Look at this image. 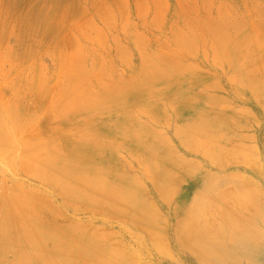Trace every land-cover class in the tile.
I'll use <instances>...</instances> for the list:
<instances>
[{
  "label": "rangeland",
  "instance_id": "1",
  "mask_svg": "<svg viewBox=\"0 0 264 264\" xmlns=\"http://www.w3.org/2000/svg\"><path fill=\"white\" fill-rule=\"evenodd\" d=\"M237 189L264 208V0H0V264H197L179 220Z\"/></svg>",
  "mask_w": 264,
  "mask_h": 264
},
{
  "label": "bare ground",
  "instance_id": "2",
  "mask_svg": "<svg viewBox=\"0 0 264 264\" xmlns=\"http://www.w3.org/2000/svg\"><path fill=\"white\" fill-rule=\"evenodd\" d=\"M230 193L233 194V198L230 200L234 206L233 211L231 210L229 214L222 212L221 216L217 215L212 225L199 226L191 223L186 218H192V215L186 213L185 218H181L177 224L176 234L178 240L176 239V246L183 250L182 248L186 246L187 240L200 236V240L191 243L190 252H195L191 257L196 263H220L223 258L218 256V252H236L235 260L238 264H264V233L256 227L257 223H263L264 225V208L260 198L261 191L257 189L251 191L237 189L233 193L230 191L229 195ZM260 207L263 209H260ZM190 220L193 221V219ZM241 226H245L249 231L242 233ZM228 233L230 235H227ZM218 236H221L222 240L217 239Z\"/></svg>",
  "mask_w": 264,
  "mask_h": 264
}]
</instances>
